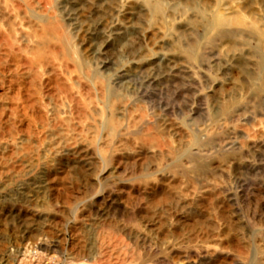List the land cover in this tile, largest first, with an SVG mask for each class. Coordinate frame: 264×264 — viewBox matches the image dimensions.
<instances>
[{
    "label": "rangeland",
    "instance_id": "rangeland-1",
    "mask_svg": "<svg viewBox=\"0 0 264 264\" xmlns=\"http://www.w3.org/2000/svg\"><path fill=\"white\" fill-rule=\"evenodd\" d=\"M0 264H264V0H0Z\"/></svg>",
    "mask_w": 264,
    "mask_h": 264
}]
</instances>
